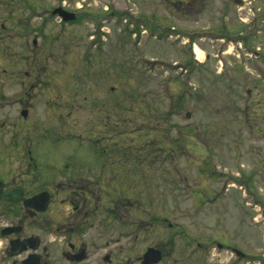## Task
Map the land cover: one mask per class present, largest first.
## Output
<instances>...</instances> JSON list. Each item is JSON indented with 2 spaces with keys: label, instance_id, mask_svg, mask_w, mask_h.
<instances>
[{
  "label": "rangeland",
  "instance_id": "1",
  "mask_svg": "<svg viewBox=\"0 0 264 264\" xmlns=\"http://www.w3.org/2000/svg\"><path fill=\"white\" fill-rule=\"evenodd\" d=\"M263 115L264 0H0V180L99 178L85 264H140L149 246L158 264H264ZM102 136L119 153L96 163ZM57 200L40 224L72 215ZM29 231L51 242L41 264H72L70 232Z\"/></svg>",
  "mask_w": 264,
  "mask_h": 264
},
{
  "label": "flooded vegetation",
  "instance_id": "2",
  "mask_svg": "<svg viewBox=\"0 0 264 264\" xmlns=\"http://www.w3.org/2000/svg\"><path fill=\"white\" fill-rule=\"evenodd\" d=\"M67 10V9H66ZM70 11V10H67ZM77 17V15H76ZM117 106L112 104V114L103 112L105 118H109L111 116L112 126H118L115 123L117 122L118 118V110ZM24 109H21V111ZM21 114V112H20ZM108 120L105 121L103 126L107 125ZM102 136L101 139H90V145L88 149L95 153L96 156H91L90 158H94L96 163L101 158H106L107 156L111 155V153L118 154V151H107V147H103L104 145V138ZM95 143V145H93ZM72 163L70 161L63 162L62 169L64 170L63 173H66L67 170H70ZM100 166V165H99ZM102 167V166H100ZM87 181V180H86ZM71 183H74L73 185ZM99 178L95 182L87 181L86 183L74 179L73 177L63 180L60 183H52L50 185L43 186L36 190L31 191V193H25L22 190L20 184H7L0 180V241L2 242L1 246V253L3 255H10V256H18L25 254L28 256L29 254H37L39 256V264H41V256L42 254H46L48 251V246L51 245L50 240L45 242L44 237L40 236L38 233L34 234L29 231V228H35L37 231L41 230V232H49V234L56 235V231H61L63 234L69 233V239L74 238V241L66 242L68 250L64 251L63 255L72 264H85L84 260L87 257L86 248L83 243L77 241L78 235L85 229V224L83 222V218L86 214H92L94 212L98 214H102L103 209V186H100ZM102 185V184H101ZM115 189L111 187L108 189V206L106 207V213L108 216H112L109 214H113L115 209L114 201L117 199L115 198ZM42 191H47L49 193V203L47 206L46 211L48 208L52 206L57 200L58 203H66L70 207V212L72 215H69L62 221H54V218L51 219L52 221H45L43 224H40L39 219L43 217L44 212H33L30 210H26L22 206V202L24 199L30 198ZM20 204V205H19ZM16 206H19L20 211L15 210ZM21 207V208H20ZM82 214V217L79 216ZM114 216V215H113ZM80 236V235H79ZM28 238H35V249H31L27 245L26 250L19 252L17 250L12 249V244L15 241H23ZM66 238V237H64ZM84 253V259L81 261H77L78 256L81 253ZM243 257V253L235 248H231V253ZM48 254V253H47ZM26 258V257H25ZM24 258V259H25ZM23 259V260H24ZM106 261L109 260V256H106ZM23 260L21 264H23Z\"/></svg>",
  "mask_w": 264,
  "mask_h": 264
},
{
  "label": "water",
  "instance_id": "3",
  "mask_svg": "<svg viewBox=\"0 0 264 264\" xmlns=\"http://www.w3.org/2000/svg\"><path fill=\"white\" fill-rule=\"evenodd\" d=\"M171 3H176V2H190L191 0H167ZM240 3V2H236ZM53 15H57L61 18L62 21L69 22V21H74L75 20V14L72 12H68L64 10L62 7H57L54 8L51 12ZM21 115L23 117H26L27 115V110L24 109L21 111ZM263 121H264V116H263ZM49 193L47 191H42L30 198L24 199L22 202V206L26 210H30L33 212H44L47 209L48 203H49ZM35 238H28L23 241H15V243L12 244V249L17 250L19 252H22L26 250L27 245L31 249H35L36 244ZM161 252L159 249L154 248V247H147V249L144 251L142 254L141 264H157L161 260ZM84 253L82 252L78 258L77 261H81L84 259ZM23 264H39V256L37 254H29L24 260Z\"/></svg>",
  "mask_w": 264,
  "mask_h": 264
},
{
  "label": "bare ground",
  "instance_id": "4",
  "mask_svg": "<svg viewBox=\"0 0 264 264\" xmlns=\"http://www.w3.org/2000/svg\"><path fill=\"white\" fill-rule=\"evenodd\" d=\"M195 53H196V55L197 56H199L200 54H201V51H200V49L197 47V46H195ZM264 252V251H263Z\"/></svg>",
  "mask_w": 264,
  "mask_h": 264
}]
</instances>
